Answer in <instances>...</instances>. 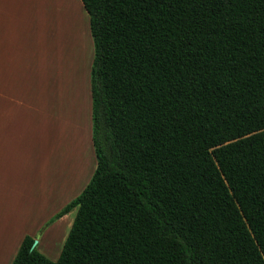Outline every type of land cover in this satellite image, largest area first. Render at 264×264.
I'll list each match as a JSON object with an SVG mask.
<instances>
[{
  "label": "trees",
  "instance_id": "obj_1",
  "mask_svg": "<svg viewBox=\"0 0 264 264\" xmlns=\"http://www.w3.org/2000/svg\"><path fill=\"white\" fill-rule=\"evenodd\" d=\"M81 2L96 166L11 264H264V0Z\"/></svg>",
  "mask_w": 264,
  "mask_h": 264
},
{
  "label": "rangeland",
  "instance_id": "obj_2",
  "mask_svg": "<svg viewBox=\"0 0 264 264\" xmlns=\"http://www.w3.org/2000/svg\"><path fill=\"white\" fill-rule=\"evenodd\" d=\"M28 1L33 20L27 26L22 14L13 17L9 31L15 43L6 48L2 40L0 264H11L26 234L37 240L40 252L52 260L58 257L76 207L48 221L82 191L96 166L90 16L81 0ZM10 12L18 9L11 7ZM24 32L27 37L21 36ZM57 43L66 56V46L73 44L68 47L74 53L69 64ZM14 50L19 56L10 63L5 53Z\"/></svg>",
  "mask_w": 264,
  "mask_h": 264
},
{
  "label": "crops",
  "instance_id": "obj_3",
  "mask_svg": "<svg viewBox=\"0 0 264 264\" xmlns=\"http://www.w3.org/2000/svg\"><path fill=\"white\" fill-rule=\"evenodd\" d=\"M22 2L18 3H13V5L9 2H7V0H0V64L3 63L2 61V57L1 55L4 54L3 50H2V40H4V43L7 44L6 48L10 45H13L15 42H13V40H16V36L14 35L13 32L9 31V26L11 27L13 22H12V18L19 16L22 14V21L27 22V26H29V24L31 23V21L33 20V15H34V11H32L33 9V5L30 7L29 6V1L28 0H20ZM11 7H16L18 9V12L15 14H11ZM22 8V9H21ZM28 8V9H27ZM31 9V11H30ZM12 19V20H11ZM16 35H19L17 33H15ZM24 37H27L28 32H24L22 33ZM67 34H69V32H67ZM20 36V35H19ZM25 40L27 41V39L25 38ZM63 45H59L57 43V47L59 48V54L61 55V48ZM73 46V44H69L68 47ZM67 47V46H66ZM68 47L66 48L68 50ZM18 49V48H17ZM19 52L18 50H14L13 52L9 53L6 52L5 54L10 55V63L13 62V58H17L19 56ZM26 52V51H24Z\"/></svg>",
  "mask_w": 264,
  "mask_h": 264
},
{
  "label": "bare ground",
  "instance_id": "obj_4",
  "mask_svg": "<svg viewBox=\"0 0 264 264\" xmlns=\"http://www.w3.org/2000/svg\"><path fill=\"white\" fill-rule=\"evenodd\" d=\"M67 25V24H66ZM73 27V26H72ZM74 38V37H73ZM67 48V47H66ZM67 50V49H66ZM70 48H68V50L66 51V53H67V56L65 55V54H63L62 52H61V56H64L65 58H67V62H68V64L71 62V60L73 59V57H74V53H70ZM69 53L71 54V55H69ZM81 142V141H80ZM81 144V143H80Z\"/></svg>",
  "mask_w": 264,
  "mask_h": 264
},
{
  "label": "water",
  "instance_id": "obj_5",
  "mask_svg": "<svg viewBox=\"0 0 264 264\" xmlns=\"http://www.w3.org/2000/svg\"><path fill=\"white\" fill-rule=\"evenodd\" d=\"M36 243H37V240L34 239L33 242H32V244H31L30 249H33L36 246Z\"/></svg>",
  "mask_w": 264,
  "mask_h": 264
}]
</instances>
